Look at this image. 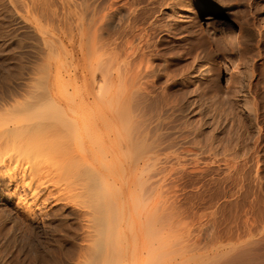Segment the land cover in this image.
Masks as SVG:
<instances>
[{
  "label": "rangeland",
  "instance_id": "rangeland-1",
  "mask_svg": "<svg viewBox=\"0 0 264 264\" xmlns=\"http://www.w3.org/2000/svg\"><path fill=\"white\" fill-rule=\"evenodd\" d=\"M263 29L264 0H0V264H264Z\"/></svg>",
  "mask_w": 264,
  "mask_h": 264
},
{
  "label": "bare ground",
  "instance_id": "bare-ground-1",
  "mask_svg": "<svg viewBox=\"0 0 264 264\" xmlns=\"http://www.w3.org/2000/svg\"><path fill=\"white\" fill-rule=\"evenodd\" d=\"M77 7H78V6H77ZM96 7H97V6H96ZM188 7H189V6H188ZM190 7H191V5H190ZM79 9H80V8H79ZM190 9H191V8H190ZM176 13H177V11H176ZM187 17H188V16H187ZM188 18H189V17H188ZM188 18H187V20H188ZM209 18H214V17L209 16ZM182 19H183V18H182ZM209 20H210V19H209ZM189 21H190V20H189ZM206 23H207V22H206ZM208 23H210V22H208ZM207 25H208V24H207ZM213 25H214V24H213ZM206 27H207V26H206ZM212 27H213L212 24H209L208 27H207V29L205 28V29H206V37H207V38H210V37L213 38V37H214V32H215V31H213ZM165 28H166V27H165ZM171 28H172V27H171ZM263 30H264V29H263ZM261 32H262V31H261ZM261 32H260V33H261ZM262 34H263V33H262ZM145 39H146V38H145ZM145 39H144V40H145ZM191 43H192V42H191ZM201 43H202V42H201ZM196 44H197V43H196ZM200 47H202V46H200ZM206 47H207V46H206ZM142 48H143V47H142ZM202 48H203V47H202ZM167 49H168V48H167ZM204 50H205V49H204ZM141 51H143V50H141ZM223 52H224V51H223ZM141 53H142V52H141ZM162 53H163V52H162ZM237 58H238V57H237ZM141 59H142V58H141ZM236 60H237V59H236ZM144 61H145V60H144ZM230 61H231V60H230ZM235 62H236V61H235ZM235 62H234V64H236ZM242 63H243V62H242ZM242 63H241V64H242ZM150 68H151V67H150ZM142 71H143V70H142ZM144 72H145V71H144ZM183 93H184V92H183ZM34 105H35V104H34ZM55 105L57 106V107L55 108V110H56V111L58 110V111H57L58 113L54 110V111H55L54 114H57V115L60 114V115H59L60 117H62V118H63V117H64V118H67V121L70 122L71 120H68V119H70V118L67 117V116H64V115H68V116H69L68 110H70V111L72 112V110H73L72 107H73V106H68V105L65 106V105H62L61 103H60V104H55ZM31 106H32V105H31ZM37 107H38V106H37ZM39 107H40V106H39ZM187 107H188V106H187ZM187 107H186V109H183L182 111L185 112L184 114H186L187 117H188L189 115L193 117V115H194V113H195L196 111L193 113V110H191L189 107H188V108H187ZM71 108H72V110H71ZM32 109H33V107H32ZM37 109H38V108H37ZM30 111L32 112V110H30ZM43 111H44V110H43ZM47 111H48V110H47ZM44 112H45V111H44ZM48 112H49V111H48ZM52 112H53V111H52ZM73 112H74V111H73ZM38 113H39V112H38ZM41 113H42V112H41ZM44 114H45V113H44ZM44 114H43V116H44ZM38 115H39V114H38ZM47 115H48V114H47ZM49 115H51V114H49ZM57 115H56V116H57ZM30 116H33V115H30ZM30 116H29V117H30ZM37 117H39V116H37ZM46 117H47V116H46ZM51 117H52V116H51ZM27 118H28V117H27ZM27 118H26V120H30L29 118H28V119H27ZM39 118H40V117H39ZM31 119H32V117H31ZM44 119H46V118H44ZM47 119H48V118H47ZM74 119H75V117L72 119V120H73L72 122L75 121ZM15 120H16V119H15ZM50 120H51V119H50ZM45 121H46V120H45ZM187 121H188V118H187ZM190 121H191V119H190ZM72 122H70V123H72ZM53 123H54V122H53ZM55 123H56V122H55ZM74 123H75L74 125L77 126L76 121H75ZM188 123H189V122H188ZM190 124H192V123L190 122ZM51 125H52V124H51ZM51 125H50V126H51ZM53 126H54V125H52V128H53ZM10 128H11V127H10ZM19 128H20V127H19ZM50 129H51V127H50ZM14 130H17L16 126L14 127ZM196 140H197V139H196ZM221 140H222V139H221ZM221 140H220V141H221ZM196 142H198V141H196ZM3 158H4V157H3ZM1 159H2V158H1ZM4 159H6V158H4ZM4 159H3V160H0V163H4V162H3V161H5ZM235 160H236V159H235ZM223 183H224V182H223ZM30 189H31V188H30ZM33 189H34V188H33ZM37 191H38V190H37ZM39 192H40V191H39ZM35 193H36V192H35ZM35 193H33V194H34V196L36 197L37 195H35ZM30 196H31V195H30ZM38 196H39V195H38ZM23 201H24V202H23V206H24V205H28V206H30V205H32V203H33V202H30V200H27V199H26V200H23ZM31 201H32V200H31ZM19 203H20V202H19ZM21 204H22V203H21ZM111 205H112V204H111ZM24 207H25V206H24ZM40 207H41V206H40ZM84 207H85V206H84ZM85 208H87V207H85ZM28 209H29V207H28ZM108 209H109V208H108ZM29 211H30V210H29ZM85 211L87 212L88 210H85ZM98 212H99V211H98ZM33 213H34V212H33ZM102 213H103V212H102ZM104 213H105V212H104ZM89 214H90V213H89ZM89 214H87L88 217H89ZM85 215H86V214H85ZM87 215H86V216H87ZM92 216H93V215H92ZM101 218H102V217H101ZM104 218H105V217H104ZM106 218H107V217H106ZM89 220H90V218H89ZM103 221H104V220H103ZM89 222H90V221H89ZM104 222H106V221H104ZM107 222H108V221H107ZM99 223H100V222H99ZM89 225H91V223H90ZM110 225H111V224H110ZM104 226H105V224H104ZM90 227L92 228V225H91ZM93 228H94V226H93ZM96 228H97V229H96V231H97L99 227L97 226ZM100 228H102V227H100ZM100 228H99V231H100V232L98 231L99 233L97 232L96 234H97L98 237L100 236L99 238L101 239V241H100V242H101L100 246H101L102 243L105 242V238H106V236H105V238H104V233L106 232L107 229L102 228V229L100 230ZM107 228H108V227H107ZM104 229H105V230H104ZM109 229H110V228H109ZM263 230H264V229H263ZM92 232H93V231H92ZM108 232H109V231L107 230L106 234H107ZM252 232H253V231H252ZM93 233H94V232H93ZM253 233H254V232H253ZM112 234H113V233H112ZM259 234H260V233H259ZM259 234H258V235H259ZM93 235L95 236V234H93ZM252 235H253V234H252ZM90 236H92V235H90ZM151 236H152V235H151ZM109 237H110V236H109ZM261 238H263V240H264V231H263V234H262V237H261ZM100 239H99V240H100ZM261 240H262V239H261ZM261 240H259V239H255V240H253V241H250V242H252L253 245H254V246H253L252 243H251V245L254 247V248H252V249L254 250L255 253L258 252V251H257L258 249H257L256 246H257L258 242L261 243V242H260ZM263 240H262V241H263ZM263 242H264V241H263ZM263 242H262V243H263ZM108 243H110L109 239H108ZM108 243H107L106 245H108ZM96 244H98V243H96ZM258 245H259V244H258ZM103 247H104V246H103ZM106 247H107V246H106ZM110 247H112V246H110ZM114 247H115V246H114ZM114 247H112V248H114ZM260 249H261V248H260ZM260 249H259V250H260ZM113 251H115V249H114ZM256 251H257V252H256ZM103 252H104V251H103ZM115 252H116V251H115ZM115 252H114V255L117 253V252H116V253H115ZM106 253H107V252H106ZM109 253H110V252H109ZM262 253H264V252H262ZM102 254H103V253H102ZM114 255H112V256H113V258H112L113 261L116 259V258H114ZM116 255H117V254H116ZM255 255H257V254H255ZM102 256H103V255H102ZM156 256H157V255H156ZM258 256H259V255H258ZM110 257H111V253H110ZM115 257H117V256H115ZM152 257H153V256H152ZM154 257H155V255H154ZM253 257H254V256H253ZM255 257H256V256H255ZM261 257H262V256H261ZM104 258H105V257H104ZM106 258H107V257H106ZM120 258H121V256H120ZM257 258H258V257H257ZM151 259H152V258H151ZM151 259H150V260H151ZM154 259H155V258H154ZM160 259H161V258H160ZM250 259H251V258H250ZM261 259H262V258H261ZM261 259H260V260H261ZM107 260H108V258H107ZM109 260H110V258H109ZM155 260H159V258H158V259L156 258ZM118 261H121V260H118ZM151 261H152V260H151ZM151 261H150V262H151ZM250 261H251V260H250ZM257 261H258V260H257ZM106 262H107V261H106ZM115 262H116V261H114V264H117V263H115ZM121 262H122V261H121ZM157 262H158V261H157ZM161 262H162V261H161ZM154 263H155V262L153 261V264H154ZM247 263H248V260H247ZM249 263H250V262H249ZM249 263H248V264H249ZM151 264H152V262H151ZM243 264H246V263H243ZM250 264H253V263H250Z\"/></svg>",
  "mask_w": 264,
  "mask_h": 264
}]
</instances>
